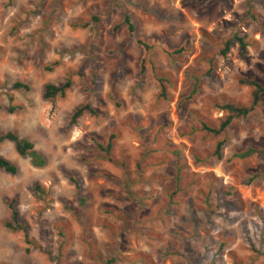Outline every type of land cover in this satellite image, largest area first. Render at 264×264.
I'll list each match as a JSON object with an SVG mask.
<instances>
[{"label": "rangeland", "instance_id": "rangeland-1", "mask_svg": "<svg viewBox=\"0 0 264 264\" xmlns=\"http://www.w3.org/2000/svg\"><path fill=\"white\" fill-rule=\"evenodd\" d=\"M233 34L243 51L222 54ZM250 81L264 88V0H0V133L45 161L0 144L16 168L0 170V264H264V91L201 127L248 106ZM9 199L29 244L4 226Z\"/></svg>", "mask_w": 264, "mask_h": 264}, {"label": "trees", "instance_id": "trees-1", "mask_svg": "<svg viewBox=\"0 0 264 264\" xmlns=\"http://www.w3.org/2000/svg\"><path fill=\"white\" fill-rule=\"evenodd\" d=\"M122 24H124L127 32L129 34L132 33L133 31V25L131 23L130 17L125 13L122 16ZM118 25H115L113 28H116ZM244 37L242 36H238L236 34H233L231 36L230 39H227L224 42V46L222 48L221 53L225 54V52L227 51L229 45L231 44L232 41H234L239 50L243 51L244 47H245V43L243 40ZM135 42L139 45H141L144 49H148V46L146 44H144L142 41H140V39H135ZM178 52V51H176ZM47 70H50V68H47ZM70 80L69 79H65L63 81V83H61L60 85H53L50 83H46L43 86V90H42V98L43 99H53L55 97H62L65 93V91L70 87ZM250 85L253 86V93H252V98H251V102L248 106L245 107H236L230 104H224L222 105L220 108L225 110L227 115L224 117V119L218 124V126L216 128H210L207 127L204 124H201V127L203 130H205L206 132H209L213 135H217L220 132H222L224 130V128H226L231 120L233 118H238V117H245L255 106V104L258 102V95L259 93L264 91V88L261 87L259 84L250 81L249 82ZM11 89L14 90H22V91H28L29 87L27 84L19 82V81H14L11 83L10 85ZM11 97L8 96L7 100L8 102L11 101ZM16 107L9 105L7 107V110L9 112H12ZM83 113H88L91 115L95 114V111L86 103L79 105L77 107H75L70 115H69V124H73L76 122V120L80 117L81 114ZM110 138L109 137L106 141V144L104 147H102L100 144H97L98 148L100 151H103L105 154H108L109 148H110ZM3 142H9L12 144L14 152L20 156V157H27L29 159L30 165L32 167L35 168H39L42 167L45 163L44 158L42 157V155L37 152L34 147L33 144L30 140L23 138V137H19L18 135H16L14 132L12 131H5L0 133V144ZM221 142H217L216 146H215V150H214V155L218 156V150L221 146ZM242 155H239V157ZM0 170L6 174L9 175H13L16 173V168L15 165L13 163H11L9 160L3 158L0 156ZM71 182H73L77 188V183H75L74 181L70 180ZM34 190H37V186L33 187ZM5 207L9 212V220L6 221L4 223V226L10 230V231H20L22 233V237H23V242L25 244H29L30 241L28 239V232H27V227L23 224L20 223L19 218H18V213L16 211V209L14 208V200L13 199H9L7 201H5ZM102 264H114V257H107L105 259H102Z\"/></svg>", "mask_w": 264, "mask_h": 264}]
</instances>
